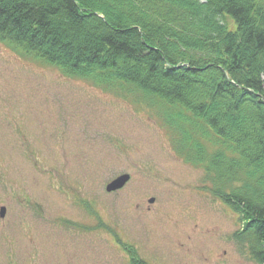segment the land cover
<instances>
[{"label": "rangeland", "instance_id": "obj_1", "mask_svg": "<svg viewBox=\"0 0 264 264\" xmlns=\"http://www.w3.org/2000/svg\"><path fill=\"white\" fill-rule=\"evenodd\" d=\"M115 91L0 41V264H129L91 208L150 264H256L206 165L186 162L160 118Z\"/></svg>", "mask_w": 264, "mask_h": 264}, {"label": "trees", "instance_id": "obj_2", "mask_svg": "<svg viewBox=\"0 0 264 264\" xmlns=\"http://www.w3.org/2000/svg\"><path fill=\"white\" fill-rule=\"evenodd\" d=\"M0 41L141 99L186 162L206 165L242 223L234 241L264 264V0H0ZM91 212L129 264H150Z\"/></svg>", "mask_w": 264, "mask_h": 264}, {"label": "water", "instance_id": "obj_3", "mask_svg": "<svg viewBox=\"0 0 264 264\" xmlns=\"http://www.w3.org/2000/svg\"><path fill=\"white\" fill-rule=\"evenodd\" d=\"M130 179V176L126 175V176H122L120 178H118L117 180H115L111 185H108L107 187V191L109 192H112L114 190H118V189H121L125 184L126 182ZM155 202V198H152L150 200V203H154ZM6 212H7V209L6 207H2L1 209V212H0V216L1 218H5L6 216Z\"/></svg>", "mask_w": 264, "mask_h": 264}]
</instances>
